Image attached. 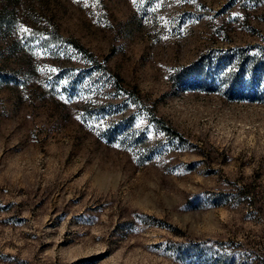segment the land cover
<instances>
[{"label":"rangeland","instance_id":"rangeland-1","mask_svg":"<svg viewBox=\"0 0 264 264\" xmlns=\"http://www.w3.org/2000/svg\"><path fill=\"white\" fill-rule=\"evenodd\" d=\"M0 264H264V0H0Z\"/></svg>","mask_w":264,"mask_h":264},{"label":"trees","instance_id":"trees-1","mask_svg":"<svg viewBox=\"0 0 264 264\" xmlns=\"http://www.w3.org/2000/svg\"><path fill=\"white\" fill-rule=\"evenodd\" d=\"M212 251H213V252H212L213 254H216V252H215L214 250H212Z\"/></svg>","mask_w":264,"mask_h":264}]
</instances>
